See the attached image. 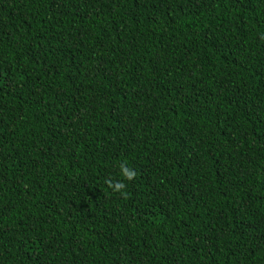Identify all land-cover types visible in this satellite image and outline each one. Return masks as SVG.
<instances>
[{
	"label": "trees",
	"instance_id": "16d2710c",
	"mask_svg": "<svg viewBox=\"0 0 264 264\" xmlns=\"http://www.w3.org/2000/svg\"><path fill=\"white\" fill-rule=\"evenodd\" d=\"M0 264H264V0H0Z\"/></svg>",
	"mask_w": 264,
	"mask_h": 264
}]
</instances>
